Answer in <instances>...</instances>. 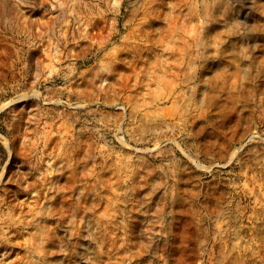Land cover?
<instances>
[{
    "label": "rangeland",
    "instance_id": "obj_1",
    "mask_svg": "<svg viewBox=\"0 0 264 264\" xmlns=\"http://www.w3.org/2000/svg\"><path fill=\"white\" fill-rule=\"evenodd\" d=\"M0 264H264V0H0Z\"/></svg>",
    "mask_w": 264,
    "mask_h": 264
}]
</instances>
